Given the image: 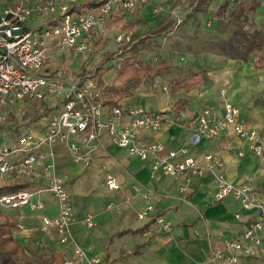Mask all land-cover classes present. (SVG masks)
<instances>
[{
    "label": "crops",
    "instance_id": "1",
    "mask_svg": "<svg viewBox=\"0 0 264 264\" xmlns=\"http://www.w3.org/2000/svg\"><path fill=\"white\" fill-rule=\"evenodd\" d=\"M171 1L147 0L131 13L122 12L116 5L103 30L95 32L97 47L99 41H104L102 37H107L105 44L98 47V53L90 54L84 61L69 54H54L63 58L62 64L56 65V57L51 55L42 71L53 73L62 68L68 77L79 70L94 72L103 63V49L113 51L117 47L115 38L121 33L120 29L106 26L117 18L125 22L138 21L133 30L134 43L141 44L144 41L154 45L153 41H159L161 50L169 52L171 47L169 42L165 44L166 40L173 34L178 35L176 27L182 21L180 25L185 29L183 31L190 34L183 50L188 59L194 58V62L188 64L189 70L171 81L169 73L177 72L176 59L170 58L169 63L163 58L159 61L163 63L161 74L152 79L153 82L150 81L152 86L148 90L136 89L132 97L121 103L141 106L149 111H165L166 122L163 128L158 132H141L143 140L161 142L169 149L185 146L202 167L207 166L204 155L214 153L222 163L220 172L224 178L232 184L251 182L256 189L255 197L264 205V158L253 156L247 142L231 134L215 139L195 136L188 120L179 119L177 111L171 108L174 101L186 100L189 118L205 107L221 111L222 104L227 101L240 108V118L248 126L264 135V65L250 63L251 57L257 60L254 55L263 56L264 49L251 56L247 63L226 58L225 61L218 60L217 58L224 57L205 49V41L210 38L201 37L195 28L201 29L199 17L202 16L209 19V24L216 22L212 13L221 5L222 0H199L196 8H205L206 13L192 14V11L184 19L175 17ZM238 2L247 3L249 7L253 4L252 0ZM252 16L256 26L261 25L264 19V0L256 4ZM39 25V19L32 18L27 26L37 28ZM216 31L220 35L218 39H224L221 35L225 33L229 36L228 31L219 32L217 27ZM195 42L198 44L193 46ZM179 48L181 49H176L178 53L182 51L180 44ZM208 55H213L211 62ZM196 71L201 72L200 83L194 90L189 93L169 91V86L175 80ZM105 74L103 81L105 85H110ZM156 82H160L166 90L156 88L153 85ZM261 97L262 106L258 105V98ZM27 105L28 102L18 100L14 106L7 107V111L16 113L17 119L22 120ZM42 106L43 112L36 113L30 120L25 119L18 126H6L5 130H0V141L14 142L23 132L43 135L45 116L58 111L61 104L60 100L54 99L44 102ZM1 113H4V109ZM117 122L121 128L128 124L129 118L123 117ZM99 141V148L93 152H89L86 146L79 145V152L91 158L87 167L73 161L65 145L55 144L53 157L47 156L36 165V169L43 175L41 179L36 182L23 179L14 181L28 182L30 185L27 188L37 190L47 184L46 177L50 173L62 176L74 213V222L69 227L70 242L62 245L54 231L44 232L41 229V215L51 218L57 215V206L50 194H42L41 200L45 208L41 212L32 213L26 208L17 211L3 209L15 218L20 228L14 233L18 243L22 246L33 244L39 248L55 250L65 260L72 256L75 244L84 250L89 260H98V264H212L209 262L210 252L222 248L227 240L237 239L257 216L255 208H243L232 196L221 201L213 199L217 170L205 171L202 176L181 174L175 178L167 177L153 172L147 162L129 157L125 150L112 144L106 134ZM46 165L51 166L50 169L45 170ZM108 174L115 179L118 186L116 190H109L105 186ZM145 194L149 195V199L144 197ZM148 203L153 210L146 218L140 219L138 214ZM88 216L92 217V227L86 225ZM158 218L169 223V231H164L157 224ZM216 264H264V231L261 233V245L254 256H239L236 263H230L224 257Z\"/></svg>",
    "mask_w": 264,
    "mask_h": 264
},
{
    "label": "built area",
    "instance_id": "2",
    "mask_svg": "<svg viewBox=\"0 0 264 264\" xmlns=\"http://www.w3.org/2000/svg\"><path fill=\"white\" fill-rule=\"evenodd\" d=\"M0 1V125L7 123L1 110L14 106L18 100L40 104L58 99L61 104L58 111L45 116L43 135L23 132L14 142L0 141V183L41 179L43 175L36 165L47 156L53 157L55 144L65 145L73 161L87 167L91 158L79 152V145L86 146L89 152L96 151L101 136L106 134L111 143L125 150L129 157L147 162L153 172L163 176H202L205 171L217 170L213 199L221 201L232 196L243 208H255L258 213L237 239L227 240L222 248L212 250L209 262L216 264L226 257L230 263H236L239 256L256 254L264 231V205L255 197L256 189L251 182H228L220 172L222 163L214 153L204 155L207 166L202 167L185 146L169 149L161 142L143 140L141 132H158L163 128L166 112L149 111L128 103L105 107L93 72L79 70L68 77L62 68L53 73L42 71L54 54H69L75 59L87 60L95 50V32L103 30L113 8L117 5L122 11L131 13L147 0H106L92 9L78 8L79 0ZM94 1L99 3L101 0ZM32 18L39 19L37 28L27 26ZM115 42L117 48L112 58L104 63L105 67L110 64L114 70L119 69L125 53L134 43L132 33L121 32ZM162 89L166 90L165 87ZM176 115L179 119L188 120L195 136L215 139L231 134L246 141L253 156L264 158V135L240 118V108L235 104L225 101L221 111L205 107L189 118L184 110L177 111ZM123 117H128L129 122L120 128L117 121ZM50 167L46 165L45 170ZM46 178L47 184L37 190L26 188L0 195V209L17 211L26 208L32 213L41 212L45 208L41 196L50 194L56 203L57 215L53 218L41 215V229L54 231L59 243L66 245L70 242L69 227L74 222L70 194L62 176L50 173ZM105 186L109 190L118 188L109 174L105 178ZM144 197L149 199L147 194ZM152 210L148 203L138 217L144 219ZM156 221L164 231L170 230L169 223L161 218ZM85 222L87 226H93L91 216ZM73 245V254L64 264L99 263L96 259L89 260L82 248Z\"/></svg>",
    "mask_w": 264,
    "mask_h": 264
},
{
    "label": "trees",
    "instance_id": "3",
    "mask_svg": "<svg viewBox=\"0 0 264 264\" xmlns=\"http://www.w3.org/2000/svg\"><path fill=\"white\" fill-rule=\"evenodd\" d=\"M105 1L101 0L98 3L93 2V0H85L82 4L83 8L92 9ZM258 2L252 0L253 4L249 7L247 3L238 2V0H222L221 5L212 13V16L215 18L218 31L222 33L228 31L229 36L226 39H209L205 41L204 48L226 59L242 63H247L251 56L261 52L264 49V19L258 27L252 16ZM196 13H206V9L195 8L192 14ZM137 24V20L125 22L121 18H117L108 22L106 26L107 28H119L122 33L131 32L133 39V30ZM136 43L132 44V47L125 53L119 69L115 70V84L105 85L103 81V75L109 69L105 68L103 64L110 59L105 58V62L103 61L102 65L93 72L95 83L101 88L103 105L107 108L122 104L123 100L134 95L136 89L141 88L145 83L152 81L161 74L163 63L158 62L154 66L153 63L144 61L139 56L140 50L137 49ZM97 45L101 47L103 41H99ZM200 73V71L192 72L184 75L180 80H175L169 86V91L172 93L178 91L191 92L200 83ZM186 104V100L178 99L173 102L171 108L176 111L184 110L187 112ZM6 128V126L0 125V130ZM29 185L28 182L14 181L0 183V195L26 189ZM19 229L15 218L0 209V264H64L63 255L55 250L39 248L33 244L22 246L18 243L14 238V233L18 232Z\"/></svg>",
    "mask_w": 264,
    "mask_h": 264
},
{
    "label": "rangeland",
    "instance_id": "4",
    "mask_svg": "<svg viewBox=\"0 0 264 264\" xmlns=\"http://www.w3.org/2000/svg\"><path fill=\"white\" fill-rule=\"evenodd\" d=\"M32 1H38V0H32ZM79 1H80V6L78 8H83V4L82 3H84L85 0H79ZM172 1H173L172 8H173V11H174V13L176 15L175 17L176 18H179V19H184L185 16L189 12L194 11L195 8L197 6H199V0H172ZM257 1H262V0H257ZM93 2H94V0H93ZM1 3H2V1H0V4ZM199 18H200V20L202 22V23L200 22L202 24L201 29L198 28V27L195 28V30H197V32L199 33V35L201 37H204V38L218 39V37H220V35L217 34L216 27H215V22L213 21V23L209 24L208 23L209 19L207 17H203L202 16V17H199ZM257 22H259L258 19H257ZM181 23H182V21H181ZM179 25L176 27V29L178 31V35L177 34L171 35L169 37L170 39L169 40H166V43H165L167 45V42H169V44H170L169 46L171 48L168 51L171 52V53L165 52L164 50H161V48L159 47V44H158L159 41H153L154 42V45L149 44V43H146L144 41L141 44L136 43L137 44V49L140 50V52H139L140 58H142L146 62L153 63L154 66H156V64L159 61H161V59H163V58H165L167 60V62H169V63L171 62L170 61V58L173 57V59H176V64L177 65H176L175 69L177 70V72H173L172 71V72L169 73L170 74L169 78H171V81L173 79H178V77H180L181 74H183L184 72H186V70L187 71L189 70V66H188L189 62H194L193 61L194 58H191L190 57V59H188L185 56L186 55L185 54L186 51L183 50V47L187 44L186 38L190 37V34L187 33V32H185V31H183L185 29L181 25L180 26ZM257 26L259 27L260 24H258ZM173 27H174V25L171 27V30L173 29ZM227 35H228V33H225V34H222L221 37H223L225 39V38H227ZM180 36H181L182 39L179 38ZM104 37H105V35H104ZM104 37H102V38H103L104 41H106L107 40L106 39L107 37L106 38H104ZM104 41H103V44H105ZM179 44L182 46V51H180L178 53V52H176L177 51L176 49L177 48L178 49H181V48H179ZM197 44H198V42L197 43L195 42L193 46H196ZM99 49L100 48H98L95 45V50H94V52L92 54L94 55V54L98 53V50ZM103 50H104V52H102V56H103L102 62L104 60H106L105 58H107V59L112 58V56L114 54V50L112 51V49H105L104 48ZM180 53H183V54H180ZM58 55H54L53 57L54 58L56 57L55 58L57 60L56 65H59L60 66L62 64L63 58L60 57V56H58ZM208 56H209L208 57L209 58L208 60L211 62V59L210 58H212L213 55H208ZM214 57H216V56H214ZM254 58H257V60H253V58L251 57L250 58V63H252L254 65H257V66L258 65L259 66L264 65V53H263V56H261V55H254ZM217 59L218 60H223V61L226 60L225 58H220V59L217 58ZM100 65H102V64H100ZM186 66H188V67L186 68ZM105 68H109L108 71H106V74L104 76L105 79L110 84H115V80H114L115 70L110 68V64H108V66L105 67ZM173 76H175V78ZM156 83H157V85H159L156 88L159 87V88L162 89V87H164V86H162V84L160 82H156ZM167 85H169L168 82H167ZM151 86H152L151 83L148 81L147 83H145L141 87V89L142 88H146L148 90ZM258 102H259L258 105H261L263 103V98L262 97L261 98H258ZM42 105H43V103H40V104H38V103H36V104L28 103V105L26 106L25 113H24L25 116H23L22 120H18L17 119L18 117H16V115H15L16 113L14 114L12 111H7V107L3 108L4 109V113H2V114L5 115L6 122H7L5 125L4 124L3 125L4 126H9V127H11L12 125L13 126H18L20 123H22L23 121H25V119L26 120H30V118H33L36 113L43 112L44 106H42Z\"/></svg>",
    "mask_w": 264,
    "mask_h": 264
}]
</instances>
